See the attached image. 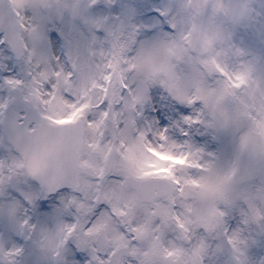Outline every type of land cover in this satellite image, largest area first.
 I'll return each instance as SVG.
<instances>
[{"label": "snow or ice", "instance_id": "obj_1", "mask_svg": "<svg viewBox=\"0 0 264 264\" xmlns=\"http://www.w3.org/2000/svg\"><path fill=\"white\" fill-rule=\"evenodd\" d=\"M0 264H264V0H0Z\"/></svg>", "mask_w": 264, "mask_h": 264}]
</instances>
